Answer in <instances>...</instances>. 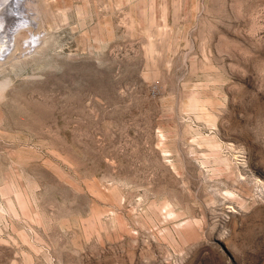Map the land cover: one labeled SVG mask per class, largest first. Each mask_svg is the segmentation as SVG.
I'll use <instances>...</instances> for the list:
<instances>
[{
	"label": "rangeland",
	"instance_id": "rangeland-1",
	"mask_svg": "<svg viewBox=\"0 0 264 264\" xmlns=\"http://www.w3.org/2000/svg\"><path fill=\"white\" fill-rule=\"evenodd\" d=\"M28 1L0 23V264H264V0Z\"/></svg>",
	"mask_w": 264,
	"mask_h": 264
},
{
	"label": "bare ground",
	"instance_id": "bare-ground-1",
	"mask_svg": "<svg viewBox=\"0 0 264 264\" xmlns=\"http://www.w3.org/2000/svg\"><path fill=\"white\" fill-rule=\"evenodd\" d=\"M9 1H10V0H6V1H2V0H1V1H0V2H1V3H0V23H1V21L3 20V18L5 19V17H3V15H4V12H5V10H6V5L9 3ZM20 1L23 2V3H22V6H24L23 4H24V3L26 4L28 0H20ZM20 1L18 0V3H17V4H18L17 11L20 13L19 16H20L21 18H23L24 21H26V20L30 21V17H29L28 15H25L26 13H28V9H27L26 6H25V8H26L27 10H26V9L24 10V7L22 8ZM33 1H34V0H33ZM36 1H37V0H36ZM38 1H39V0H38ZM38 1H37V2H33L34 5L37 3L36 5L38 6ZM14 2L16 3V0H11V2H10V3H12L11 5H14V4H15ZM28 2H29V1H28ZM11 5L8 4V9H9V10H10V8H11ZM36 5H35V6H36ZM9 6H10V7H9ZM29 6H30V5H29ZM14 7H16V6L14 5ZM38 8H39V7H38ZM38 8H37V9L34 8V9H35V10H38ZM9 10H7V11H9ZM11 10H12V9H11ZM12 11H13V10H12ZM26 11H27V12H26ZM5 13H6V12H5ZM13 13H14V12H13ZM16 13H17V12H16ZM6 14H7V13H6ZM10 14H11V13H10ZM14 14H15V13H14ZM14 14H13V16H14ZM15 16H16V15H15ZM15 16H14V17H15ZM9 17H10V15H9ZM11 17H12V16H11ZM18 18H19V17H18ZM7 19H11V18H8V17H7ZM12 19H13V18H12ZM19 20H20V19H19ZM7 21H8V20L5 19V21H3V22H7ZM12 21H13V20H12ZM8 22H10V21H8ZM5 24H7V23H5ZM5 24H4V25H5ZM0 25H1V24H0ZM7 25H8V24H7ZM9 26H10V25H9ZM3 27H4V26H3ZM6 27H7V26H6ZM5 30H7V29H4V31H5ZM3 33H4V32H3ZM4 34H5V33H4ZM3 38H4V37H3ZM39 39H40V38H39ZM36 40H37V39H34V40H32V42H36ZM38 41H40V40H38ZM0 43H1V40H0ZM0 45H1V44H0ZM3 45H4V44H3ZM0 47H1V46H0ZM2 48H3V47H2ZM4 48H6V47L4 46ZM4 48H3V49H4ZM1 50H2V49H0V52H1ZM2 51H3V50H2ZM4 51H5V50H4ZM229 193H231V192H229ZM169 210H170V209H169ZM169 212H170V214H171V213H173L174 211H173V212L169 211Z\"/></svg>",
	"mask_w": 264,
	"mask_h": 264
}]
</instances>
